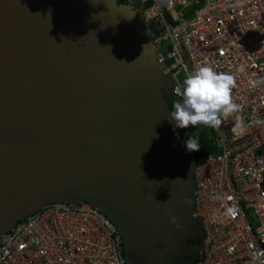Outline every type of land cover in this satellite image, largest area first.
<instances>
[{"label": "water", "instance_id": "1", "mask_svg": "<svg viewBox=\"0 0 264 264\" xmlns=\"http://www.w3.org/2000/svg\"><path fill=\"white\" fill-rule=\"evenodd\" d=\"M153 38L118 0H0V233L46 204L88 203L129 264L196 259L197 164L167 118Z\"/></svg>", "mask_w": 264, "mask_h": 264}, {"label": "built area", "instance_id": "2", "mask_svg": "<svg viewBox=\"0 0 264 264\" xmlns=\"http://www.w3.org/2000/svg\"><path fill=\"white\" fill-rule=\"evenodd\" d=\"M162 74H231L238 108L203 127L215 153L195 170L203 244L189 264H264V0H139ZM0 264H129L113 222L88 203H49L0 234Z\"/></svg>", "mask_w": 264, "mask_h": 264}, {"label": "clouds", "instance_id": "3", "mask_svg": "<svg viewBox=\"0 0 264 264\" xmlns=\"http://www.w3.org/2000/svg\"><path fill=\"white\" fill-rule=\"evenodd\" d=\"M234 83L231 74L217 72L210 65L198 67L176 90L179 99L174 101L168 113L169 122L174 129L219 125L221 114L226 117L238 108L231 98ZM185 146L188 151H198V138H187Z\"/></svg>", "mask_w": 264, "mask_h": 264}, {"label": "trees", "instance_id": "4", "mask_svg": "<svg viewBox=\"0 0 264 264\" xmlns=\"http://www.w3.org/2000/svg\"><path fill=\"white\" fill-rule=\"evenodd\" d=\"M118 2L119 3H130L139 8V0H118ZM147 29L151 30L149 26H147ZM166 100L168 103V107L171 110L173 103L176 100H174L171 97H167V96H166ZM176 129L185 139L190 138V137L198 138L199 150L193 151V155H194L197 165H200L203 162L207 154L215 153V148L211 145L210 133L208 130H206L203 127V125H200L195 128L189 126L186 129H183V128H176Z\"/></svg>", "mask_w": 264, "mask_h": 264}, {"label": "rangeland", "instance_id": "5", "mask_svg": "<svg viewBox=\"0 0 264 264\" xmlns=\"http://www.w3.org/2000/svg\"><path fill=\"white\" fill-rule=\"evenodd\" d=\"M184 78H185V77H184L183 74H179V75L177 76L178 82H179V84H180V88L182 87V81H183Z\"/></svg>", "mask_w": 264, "mask_h": 264}, {"label": "flooded vegetation", "instance_id": "6", "mask_svg": "<svg viewBox=\"0 0 264 264\" xmlns=\"http://www.w3.org/2000/svg\"><path fill=\"white\" fill-rule=\"evenodd\" d=\"M136 7V6H135ZM138 10H139V13L141 14V12H140V9L138 8V7H136ZM168 97H170V96H168ZM172 98V97H171Z\"/></svg>", "mask_w": 264, "mask_h": 264}, {"label": "bare ground", "instance_id": "7", "mask_svg": "<svg viewBox=\"0 0 264 264\" xmlns=\"http://www.w3.org/2000/svg\"><path fill=\"white\" fill-rule=\"evenodd\" d=\"M0 234H2V233H0Z\"/></svg>", "mask_w": 264, "mask_h": 264}]
</instances>
